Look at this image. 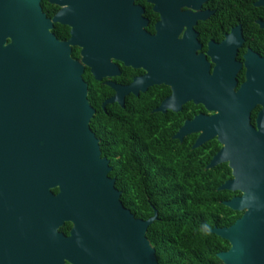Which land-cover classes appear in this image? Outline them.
<instances>
[{
  "label": "water",
  "instance_id": "1",
  "mask_svg": "<svg viewBox=\"0 0 264 264\" xmlns=\"http://www.w3.org/2000/svg\"><path fill=\"white\" fill-rule=\"evenodd\" d=\"M135 1L50 0L61 9L49 19L40 0H0V264H158L145 236L156 213L143 221L121 203L90 129L95 110L82 78L85 67L97 81L113 75L111 60L151 78L157 65H174ZM146 1L162 4L155 29L163 32L169 0ZM54 23L69 28L67 41L51 32ZM74 46L80 61L71 58ZM217 56L212 74L193 78L184 98L203 99L211 114L184 123L177 136L199 133L193 148L216 139L221 148L207 168L226 163L231 179L218 190L240 193L223 205L241 217L210 230L229 244L219 260L264 264V60L246 57L234 91L238 65ZM65 223L68 236L59 231Z\"/></svg>",
  "mask_w": 264,
  "mask_h": 264
},
{
  "label": "trees",
  "instance_id": "2",
  "mask_svg": "<svg viewBox=\"0 0 264 264\" xmlns=\"http://www.w3.org/2000/svg\"><path fill=\"white\" fill-rule=\"evenodd\" d=\"M135 3L143 5L144 0ZM52 13L48 11L47 15ZM146 13L151 25L155 16ZM53 31L58 40L68 37V27L56 26ZM78 53L74 48L71 57L78 59ZM82 78L88 85V102L95 110L90 129L99 139L101 156L109 160L108 176L115 180L121 203L136 219L145 221L156 213L145 236L157 263L222 264L217 254L227 251L229 244L210 230L231 226L242 212L222 204L237 194L218 190L231 179L227 164L207 168L220 148L219 143L213 140L204 148L190 149L194 135L188 137V143L171 141L169 133L158 127L161 124L157 123L156 115L149 111L111 106L102 111L100 101L107 95H103L98 83L90 81L87 70ZM254 117L253 112L252 125ZM52 192L56 194L57 189ZM69 227L65 223L59 231L66 235Z\"/></svg>",
  "mask_w": 264,
  "mask_h": 264
},
{
  "label": "flooded vegetation",
  "instance_id": "3",
  "mask_svg": "<svg viewBox=\"0 0 264 264\" xmlns=\"http://www.w3.org/2000/svg\"><path fill=\"white\" fill-rule=\"evenodd\" d=\"M135 4L143 9V17L147 20L145 31L149 35L157 37L158 42L164 41L168 44L175 55L172 59L174 65H170L168 68L160 64L157 65L155 69L158 70V73L156 72L151 78L147 70L143 68L134 69L124 66L121 62L111 60L117 73L97 81L85 67L83 75L87 70L91 77L90 81L98 83L103 95H107L100 101L102 111H106L108 106L127 111H149L150 114L156 115L157 123L161 124L158 127L163 128L164 133H169L171 141H177L180 144L188 143V137L194 135L195 138L190 149H195L193 145L199 133H189L181 137L177 135L184 123L190 122L198 115L208 116L211 113L205 108L203 99L199 100V103L184 99L186 94L193 93L191 92V86H193L191 81H195L193 78L201 79L211 75L215 67V57L218 58L219 54H226L233 56L232 62L238 65L232 71L234 72L233 79L236 81L234 91L238 90L245 80L244 62L246 57L252 54L260 61L264 60V0H169L171 23L167 26L163 25L165 27L163 32L161 30L158 32L155 29L156 24L161 20L158 11L162 4L159 2L152 4L146 0L143 5ZM40 6L41 9L45 8L43 13L49 19L61 9L58 5L50 3V0H40ZM46 11H53V13L48 16ZM147 11L155 16L151 25L146 17ZM56 26L64 25L54 23L51 30L53 34ZM160 26L162 25L157 27L160 28ZM68 39L69 28L68 37L59 41ZM74 48L79 50V58H71L80 61V48L71 47V53ZM165 76L168 78H164ZM152 81H156V84L149 85ZM109 84L117 86L118 90H114ZM99 95L100 93L95 98L98 99ZM111 99L114 102L106 103ZM260 109V106H257L251 112V114L255 113L254 124ZM194 110L197 112L191 115ZM213 140L216 139L209 141ZM209 141L200 147L204 148ZM220 148L211 159L219 152ZM109 167L111 168L110 165ZM234 192L237 194L226 201L240 196L238 191ZM226 201H223L222 204ZM70 229L71 224L66 235L61 233L68 236Z\"/></svg>",
  "mask_w": 264,
  "mask_h": 264
}]
</instances>
